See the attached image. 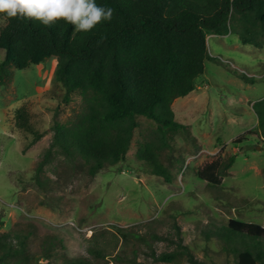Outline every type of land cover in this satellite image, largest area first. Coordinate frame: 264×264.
Wrapping results in <instances>:
<instances>
[{"label":"rangeland","instance_id":"obj_1","mask_svg":"<svg viewBox=\"0 0 264 264\" xmlns=\"http://www.w3.org/2000/svg\"><path fill=\"white\" fill-rule=\"evenodd\" d=\"M5 24L0 17V29ZM207 41L215 58L206 60L196 89L172 105L175 120L186 128L171 132V146L160 152L171 181L137 156L139 141L152 138L158 126L146 116L138 117L126 158L95 176L73 167L56 149L38 174L56 120L84 111V100L79 92L65 100L66 88L54 79L57 56L15 67L0 85V231L28 234L27 264H69L71 258L194 264L191 254L202 264H238L244 245L225 238L230 219L264 225V141L248 133L259 121L253 104L264 98V47L243 43L238 33H210ZM5 55L0 50V62ZM23 104L43 134L35 143L34 133L16 126V109ZM233 154L236 161L222 184L198 176L206 163ZM15 243L20 246V239ZM164 252L177 254L171 261L156 258Z\"/></svg>","mask_w":264,"mask_h":264},{"label":"trees","instance_id":"obj_2","mask_svg":"<svg viewBox=\"0 0 264 264\" xmlns=\"http://www.w3.org/2000/svg\"><path fill=\"white\" fill-rule=\"evenodd\" d=\"M114 9L111 21H102L87 32L76 31L63 20L45 26L38 20L6 18L0 29V85L14 68L23 69L57 56L54 79L66 88L65 100L79 92L84 111L66 122L56 120L54 139L37 165L40 174L60 150L73 167L95 176L107 165L125 159L139 116L158 123L153 137L139 141L137 156L154 174L172 180L170 168L160 159L171 146L169 134L186 126L175 120L173 102L197 87L206 60L210 33H238L242 42L264 47V0H96ZM242 76V75H241ZM246 81L255 79L243 76ZM258 116L256 130L264 141V98L253 104ZM16 126L43 137L32 122L27 105L16 109ZM246 134L238 136L241 143ZM237 158H217L198 169V176L213 185L223 183ZM42 182V181H40ZM3 222L0 221V229ZM225 238L244 245L238 264H264V225L231 218ZM28 234L0 231V264H27ZM20 239V246L15 243ZM185 250L188 245H182ZM92 252H97L92 249ZM100 253V252H99ZM101 254V253H100ZM176 252L156 256L173 260ZM194 264L202 262L191 254ZM86 258H71L69 264H90ZM35 264H41L37 261Z\"/></svg>","mask_w":264,"mask_h":264},{"label":"clouds","instance_id":"obj_3","mask_svg":"<svg viewBox=\"0 0 264 264\" xmlns=\"http://www.w3.org/2000/svg\"><path fill=\"white\" fill-rule=\"evenodd\" d=\"M114 9L96 0H0V14L6 18L38 20L51 26L63 20L76 31L87 32L102 21H111Z\"/></svg>","mask_w":264,"mask_h":264}]
</instances>
